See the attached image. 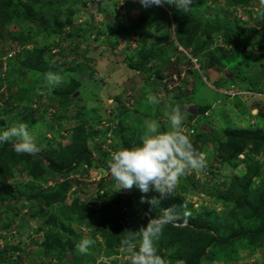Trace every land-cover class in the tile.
Here are the masks:
<instances>
[{"label":"rangeland","instance_id":"rangeland-1","mask_svg":"<svg viewBox=\"0 0 264 264\" xmlns=\"http://www.w3.org/2000/svg\"><path fill=\"white\" fill-rule=\"evenodd\" d=\"M85 1V5L73 15L71 23L62 29L60 35H44L37 30L35 24L22 17L13 18L6 25L0 37V113H3L0 115V119L3 120L0 132L19 122L25 123L27 117L30 116L35 119L36 123L35 126L28 127V130L40 149L48 144L56 148L59 143L67 145L71 142L70 130L75 125V117L79 110L78 101H73L62 111L54 105L47 106L51 100L49 91L43 90L47 88L46 84H38L36 89L30 90L29 83L34 81L32 80L34 77L31 74L24 77L19 71L9 68L5 59L9 55L14 57L21 51L22 47L18 45L17 37L26 39L27 34L32 36V39L26 48L34 49L41 45L49 47L50 54L47 56L52 55L48 58L49 60L58 59L57 56H53L57 55L60 50L58 46L74 49L81 57L66 50L69 54L66 61L74 66L72 76L82 84L83 106L81 111L89 121L94 123L90 130L94 138L88 142L87 148L93 153L94 161L98 166L93 163L96 167L90 168L88 172L86 171L88 167L82 164L79 170L75 169L69 174L68 181L71 187L66 193L65 203L70 205L74 199H77L78 204L84 203L87 207L98 208L102 197L125 198L129 196L133 201L131 206H123L118 211L123 216L122 223L131 224L130 216L139 208L138 204L142 199L145 202L153 198L160 202L162 199L155 191L145 194L135 186L130 190L114 191L116 182H108L110 174L107 167L108 161L111 160L114 152L123 148L116 128L117 114L122 113L125 118L127 115L126 121L132 129L137 127L146 132V122L156 120L160 123V131L164 132L170 130L165 113L169 112L172 107H179L184 116L183 131L190 139L197 131L221 140L225 128H263L264 94L260 95L255 92L252 95L245 94L250 91H248V80L244 79L258 76V71L264 70L262 41L264 38V5L260 4V0H251L247 7L233 8L223 0H219L216 4L209 0H200L199 6H192L196 18H207L206 22H216L220 25L227 21L232 23L230 24L234 31L232 40L224 47L230 49L231 52L244 48L245 51L237 59L239 63H242L245 57L249 59V64L244 68L238 67L237 65H240L238 62H234V65L232 64L234 68L232 67L229 71H226L224 66H203L201 56L191 55V50L183 49L174 41L173 31L177 27L176 24L172 23L168 27L167 22H163L156 26L151 40L163 50L170 51L173 48L177 50L170 55L168 62H164L159 67L156 64L148 65L153 70L145 73L146 69L134 70L124 63L126 59L130 61L136 56L141 44L140 31L132 28V25L138 22L140 15L138 0H123L115 3L111 0L113 5L109 3L107 6L105 5L106 0H103L104 2L102 0ZM98 1L108 8L109 26L120 32L123 26L122 34L105 37L99 33V31H104L105 22L100 9H96ZM161 8L169 17L171 6L165 4ZM85 21H90L95 27L86 40L79 35V26ZM69 30L78 33L77 38H66ZM148 34L151 33L147 32L143 37H147ZM201 39L205 38L201 36ZM215 46L207 47L203 54L206 55ZM184 56L189 58V62L183 60L175 62L177 57L182 59ZM226 62L228 63L229 60ZM218 71L224 72L223 75L227 79L233 78L221 89H218L215 84L220 79ZM55 72L66 78L60 71ZM157 72L163 74L162 79L158 77ZM147 77L150 82L158 85V90L150 87L149 82H146ZM59 86H62V83ZM258 88L264 89V80ZM142 100L145 104L141 106V112L135 115L133 112L136 102H143ZM203 106L209 108L206 107L205 112L200 114L198 107ZM55 116L57 122H53V129L50 130L47 121H51ZM135 131L139 133V129ZM201 147L206 155L214 149V144L210 141ZM212 156L214 157L209 159L206 168L202 171H190L180 177L173 193V196L183 198V202L193 216L209 210L212 218L216 215L225 217L230 215L228 212L232 209L231 206H223L218 201L216 202L214 198L218 190L226 189V185H223L225 180L229 181L233 174H243V166L232 169L220 162L215 154ZM243 157L244 154H240L238 159L241 160ZM253 158L264 166V152H260ZM211 169L215 170L211 171ZM79 171H83V174ZM6 177L8 184L14 189L17 185H24L29 180L26 173L19 168L14 169L12 174ZM62 180L58 175L52 174V176H45L46 182L39 185L41 189H45ZM101 184L103 188L99 189ZM258 185L259 178L255 177L252 186L256 188ZM184 186L187 189L186 192L181 190ZM33 203L28 202L24 196L14 202L12 221L8 229H4L3 226L8 218L4 217L0 220V251L8 245H16L22 250V253L8 250L6 256L9 257L11 264H129V257L120 246L115 248L117 254H109L104 237L100 233L92 237L94 231L92 219H86L82 224H78V221L70 223L74 234L70 237L66 233L65 236L77 242L72 252L65 253V257H63L64 254L57 253L51 257L44 256L41 243L44 240V232L50 227L43 224V219L33 216L37 211ZM152 206L153 210L150 214L158 209L159 203ZM57 207L55 205L54 209H51L52 212L58 213ZM146 215L150 217L149 213ZM58 217L59 221L62 220L60 216ZM232 220L236 225L239 218ZM40 228L42 230H39ZM84 238L91 239L94 243L86 253H81L77 249V244ZM234 253L229 254V260L222 258L219 262L203 261L202 264H264V247L252 252L249 247L239 243L235 246ZM162 257L166 261L165 255Z\"/></svg>","mask_w":264,"mask_h":264},{"label":"trees","instance_id":"trees-1","mask_svg":"<svg viewBox=\"0 0 264 264\" xmlns=\"http://www.w3.org/2000/svg\"><path fill=\"white\" fill-rule=\"evenodd\" d=\"M110 1L106 0L105 5H109L111 2L115 3ZM199 1L192 0L191 10L187 12L177 11L171 6L170 18L161 6L153 5L149 8H143L138 3L140 15L138 22L133 24L132 28L140 31L141 44L136 56L130 61L126 59L124 63L134 70L141 71L146 69L145 73H147L153 70L148 65L154 66L156 64L159 67L164 62H168L170 55L174 54L177 49L163 50L151 40L153 39L152 33L156 31V26L167 22L168 27L172 23L177 26L173 31L174 41L183 49L191 50V55L201 56L203 66H224L226 71L231 70L232 67L234 68L232 64L240 62L237 61L238 56L245 50L242 48L231 52L230 49L224 47L226 44L229 45L231 43L234 33L233 27L230 25L232 23L227 21V23L220 25L216 22H206L207 18H196L192 11V6H199ZM209 1L213 4L219 2V0ZM223 1L233 8H243L247 7L251 0ZM85 3V0H0V37L9 21L20 17L35 24L37 30L44 33V35H60L62 29L71 23L73 15L78 13ZM97 3H95L97 5L96 9H100L105 22L104 31H99V33L105 37L122 34V31H124L123 26L121 25L123 29L121 32L109 26L107 22L108 8H105L104 3L100 4L99 1ZM79 27V35L85 40L95 30L90 21H85ZM147 32L151 34L143 37ZM77 36L78 33L72 30L66 33V38L73 39L77 38ZM201 36L205 39L202 40ZM17 38L19 41L18 45L20 44L22 49L14 57L12 55L6 56L7 66L9 65V68L19 71L24 77H28L30 74L34 77L32 79L34 81L29 83L30 90L36 89L35 87L38 84H46L45 73L60 71L66 78H64L62 86L49 91L51 101L47 106L54 105L58 107L59 111H62L76 100L78 101L79 110L75 117V125L70 130L71 142L67 145L59 143L54 148L48 144L41 148V151L36 156H32L26 154L18 155L13 149L12 142L0 144V220L4 217L8 218L6 223L4 222V229L10 227L14 202L24 196L28 202H34L33 205L37 207V211L33 216L43 219V224L50 227L44 232V240L41 243L44 256L51 257L57 253L60 255L64 254L63 257H65V253L72 252L77 242L72 241L65 234L67 233L70 237L74 234V229L70 225L72 221H78V224H82L86 219H92L95 223H92L94 230L92 237L100 233L105 239L104 243L108 253L117 254L115 248L121 247V240L131 236V232H136L141 227L146 226L148 220L159 216L162 210L175 207V210L183 217L185 208L182 205H185V203L183 198L177 195L163 198L159 202L158 209L152 214H150L153 210L151 204L139 202V208L130 216L132 218L131 224L122 223L123 216L118 211L123 206H131L133 201L129 196L125 198L102 197L98 208L87 207L84 203L78 204L77 199H74L71 202L72 204L66 205V193L71 187L68 181L69 174L75 169L79 170L83 166L82 164L88 167V170H86L88 172L90 168L96 167L97 164L94 161L93 153L87 148L88 142L94 138L92 131H90L94 123L89 121L81 111L83 106V98L81 97L82 84L72 76L75 69L71 63L66 61L69 55L66 50L70 53H75L76 56H81L79 53L77 55L74 49H65L62 46H58L57 48L60 50L57 55H53L57 56L58 59L49 60L48 58L52 57V55L47 56L50 54V51H48L49 47L41 45L34 49H28L26 46L32 36L27 34L26 39ZM262 41L264 44V38ZM214 45L216 46L212 51L206 55L203 54L207 47H213ZM181 60L185 62L189 58L187 59L185 56L182 59L177 57L175 62L177 63ZM226 60H229V62L227 63ZM248 60L245 57L242 63L237 66L241 67V69L244 68L249 64ZM218 72L220 79L215 84L218 89H221L233 78L227 79L223 75L224 72ZM157 74L159 78H163L162 73L157 72ZM263 76L264 70L262 69L258 71V76L244 79L248 80V91H250L245 94L252 95L255 92L263 95L264 89L260 90L258 88L264 80ZM146 82H149L148 84L152 89L158 90V85L150 82L148 77ZM43 90L45 92L48 91L47 88ZM74 94L77 95L74 96ZM22 100L21 98V102ZM144 104V101H137L133 113H138ZM206 107L208 106L198 107L199 113L203 114L207 109ZM1 114L3 113L1 112ZM190 116L193 117V115ZM55 118L56 116L51 121H47L48 125H50V130L53 129V122H57ZM129 118L132 119L131 116ZM126 119L127 115L125 118L122 113H118L116 128L123 148H133L141 143V137L146 132L137 127L132 129ZM25 123L28 124V127H33L36 121L29 116ZM0 125H3V120L1 119ZM136 129H139V133L135 131ZM191 141L193 146L203 153L201 145L205 146L210 141L213 142L214 149L206 154V164H208L211 157H214L212 155L215 154V157L220 162L227 164L232 169H237L242 165L244 171L241 175L233 174L230 176L229 181L225 180L223 185H226V189L223 191L218 190L214 198L216 202L218 201L223 206H231L232 209L228 212L230 214L228 215L229 217L216 215L212 218V213L206 210L196 216L190 214L186 224L181 220L176 226L167 225L161 239L156 242L157 253L161 256L165 255L166 264H177L181 260L184 261V264H202L203 261L219 262L222 258L229 260V254H235L234 248L239 243L249 247L252 252L264 247V166L253 158L260 152H264V127L261 129L225 128L223 130V139L221 140L207 133L197 131ZM240 154H244L241 160L238 159ZM93 163L96 164L93 165ZM17 168L24 171L29 180L26 184L17 185L14 189L12 185L8 184L6 176L11 175L12 171ZM213 170L215 169H211V171ZM79 172L83 174V171ZM52 174L58 175L63 180L41 189L39 184L46 182L45 176H52ZM255 177L259 178V185L256 188L252 186ZM108 182H115L111 174H109ZM102 188L103 185L101 184L99 189ZM181 190L186 192L187 189L184 186L181 187ZM55 205L58 206V213L51 210L54 209ZM186 210L189 212L188 208ZM146 213H149L150 217H147ZM57 215L62 220L59 221ZM234 218H239L236 221V225L232 220ZM39 230H42V228ZM18 248L16 245L4 247L0 251V264H11L6 254L8 250L22 253V250Z\"/></svg>","mask_w":264,"mask_h":264},{"label":"clouds","instance_id":"clouds-1","mask_svg":"<svg viewBox=\"0 0 264 264\" xmlns=\"http://www.w3.org/2000/svg\"><path fill=\"white\" fill-rule=\"evenodd\" d=\"M123 0H114V2ZM143 8L153 5L173 6L177 11L191 10L192 0H138ZM264 5V0H260ZM46 87L52 91L63 83V76L56 72L44 74ZM228 93V92H227ZM169 131H160V123L156 120L146 122V133L141 137V143L133 148H123L112 154L107 167L111 177L116 182L115 190L137 187L142 193L155 191L161 199L173 196L179 178L190 171H202L206 168V155L198 151L188 135L183 131L184 116L179 107H172L165 113ZM12 142L14 151L18 155L36 156L40 147L28 130V124L19 122L0 132V144ZM142 203L145 202L143 199ZM155 205L159 201L155 198L146 201ZM185 208L183 217L175 207L164 209L157 217L150 218L146 226L141 227L132 235L121 240V248L129 257V264H166L165 259L157 253L156 242L163 235L167 225L176 226L181 220L187 223L190 212ZM94 243L84 238L77 244L81 253H86ZM177 264H184L178 261Z\"/></svg>","mask_w":264,"mask_h":264},{"label":"water","instance_id":"water-1","mask_svg":"<svg viewBox=\"0 0 264 264\" xmlns=\"http://www.w3.org/2000/svg\"><path fill=\"white\" fill-rule=\"evenodd\" d=\"M75 96V95H74Z\"/></svg>","mask_w":264,"mask_h":264}]
</instances>
